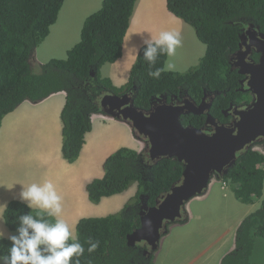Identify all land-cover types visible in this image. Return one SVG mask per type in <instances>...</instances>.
Returning a JSON list of instances; mask_svg holds the SVG:
<instances>
[{
  "label": "trees",
  "instance_id": "1",
  "mask_svg": "<svg viewBox=\"0 0 264 264\" xmlns=\"http://www.w3.org/2000/svg\"><path fill=\"white\" fill-rule=\"evenodd\" d=\"M135 3L136 0H103L101 9L81 23L80 40L66 52V59L54 58L36 69L32 60L37 47L50 35V28L63 13L72 12L73 6L68 0H0V127L3 117L25 101L36 104L63 92L66 102L60 112L61 154L66 162L73 163L80 156L85 135L91 131V116L104 115L99 106L104 95L133 91L134 107L144 111L157 97L177 96L181 89L189 93L193 90L195 94H201L202 88L226 91L225 81L230 75L227 56L237 48L242 22L255 23L264 31V0H166L167 10L191 27L198 41L205 45L204 57L188 73L165 71L157 80L147 75L148 63L142 58L144 46L131 68L126 87L119 89L110 79L100 76V69L122 58ZM166 60L167 56L161 55L155 67H163ZM228 87L230 90L220 96L218 106L228 105L229 93L233 95L237 84ZM140 153L128 148L117 150L104 161L103 178L86 185L87 199L93 205L133 185L137 192L133 203L119 214L77 222L76 231L85 246L80 264H153L154 256L143 255L138 246H129L127 237L140 228L142 203L153 206L160 195L182 179L183 167L176 160L162 159L144 170ZM263 166L262 154L249 150L238 155L233 168L223 177L237 186V199L250 203L252 196L261 197ZM29 211L24 203L10 201L3 212L5 227L15 232L16 218ZM31 211L35 215L39 210ZM186 222L184 217L181 224ZM90 237L100 241L91 254L86 243ZM256 238L264 240V205L242 222L235 235L234 250L220 264H252ZM9 246L7 239L0 240V255H6Z\"/></svg>",
  "mask_w": 264,
  "mask_h": 264
},
{
  "label": "rangeland",
  "instance_id": "2",
  "mask_svg": "<svg viewBox=\"0 0 264 264\" xmlns=\"http://www.w3.org/2000/svg\"><path fill=\"white\" fill-rule=\"evenodd\" d=\"M83 1L79 0V2ZM90 4L97 8L100 6V2L96 0H90ZM72 6L74 7L73 4ZM87 9L91 13L94 12L89 7ZM79 16L80 13L78 12H70L63 13L62 17L58 18L57 23L50 28V35L37 47L32 60L36 64L33 68L40 69V65H45L54 58L66 59V52L80 40L81 22L84 18L79 20ZM161 31H177L182 37V46L177 48L175 56L167 57V60L171 59L176 65V70L172 72L185 74L199 65L205 55V45L198 41L191 27L167 10L166 0H136L130 26L124 38L122 58L114 64L103 65L100 69V76L111 79L112 84L119 89L125 88L131 68L136 60L130 50H140L144 47L143 39L150 38V36L155 37ZM120 95L123 96L124 94ZM58 99L63 101V109L66 99L58 95L48 99L43 104L39 102L36 103L39 105L34 106H30L34 103L26 101L24 107L30 108L27 109L30 114L33 110L44 108L57 110L59 107L53 103L57 102ZM22 112L26 111L22 110ZM42 121L49 124L50 117L39 114L33 119L35 125ZM103 124L106 126L104 127ZM91 125L93 133L88 137V144L83 146V148L85 147L83 153L88 154V156H80L72 165L77 170H81L85 166L90 168V177L84 176L85 183L103 178V163L117 150L121 148L140 150L139 141L134 138L129 126H124L114 120L103 122L98 119ZM60 127L62 129L61 121ZM96 131H101L103 134L98 133L95 137ZM6 133L1 134V139L6 136ZM59 137L62 138L61 130ZM15 144L18 146L16 157L10 158L7 156L8 154L0 152V204L7 205L13 200L20 201L19 192L21 188L16 182H22V178L33 173L39 163L36 151L39 149L41 140L36 135H30L27 139L21 137L15 141ZM255 150H260L259 153L264 155V151L260 147H255ZM52 157L54 159L58 157L61 163L55 165L56 161L49 162L46 164L47 169L61 172L63 165L72 164L62 158L59 148ZM87 160H90V166L86 164L85 161ZM262 187L261 197H264V182ZM228 191L233 192V188L231 187ZM228 191L226 190L223 196L211 194L207 197L194 199L190 204V222L183 226L173 227L170 236L163 237L153 264H219L221 258L235 246V234L242 221L257 210L254 207L256 202L246 203L240 200V204L239 199H233ZM136 192L137 186L133 185L121 194L102 199L98 207L92 206L93 210L79 202L74 207L66 209L69 211H63L62 218L70 225L75 224L76 227L77 222L82 218H102L119 214L125 205L133 203ZM82 197L85 199L84 196ZM213 222H216V230ZM0 229L5 230L6 237L15 233L9 231L4 223L0 224ZM209 238L214 241L212 245L207 241ZM223 240L229 243L228 247L219 245V243L223 244ZM252 264H264V240L260 238L255 239Z\"/></svg>",
  "mask_w": 264,
  "mask_h": 264
},
{
  "label": "water",
  "instance_id": "3",
  "mask_svg": "<svg viewBox=\"0 0 264 264\" xmlns=\"http://www.w3.org/2000/svg\"><path fill=\"white\" fill-rule=\"evenodd\" d=\"M258 86L262 87L260 84ZM100 105L106 116L127 123L139 139L147 141L151 160L174 158L179 162H185L181 184L174 186L163 202L158 203L157 208L149 210L148 214L142 212L141 227L127 237L129 246L134 247L136 242H148L152 252L158 249L166 224L168 222L173 224L180 219L184 204L201 195L206 188L208 180L206 182L198 179V176L204 177L212 166V164H202L204 152L208 154L211 152L210 148L221 146L224 150H228L227 162H225L227 164L228 160L233 158L231 151L234 153L256 137L264 135L263 88L259 92L255 108H250L240 116L236 114L237 121L222 133L219 132L215 140L198 130L184 128L181 125L179 118L185 113L186 107L164 105L144 112L135 108L132 99L127 95L115 94L104 95ZM222 166L214 170H220ZM143 208L148 209L145 206Z\"/></svg>",
  "mask_w": 264,
  "mask_h": 264
},
{
  "label": "clouds",
  "instance_id": "4",
  "mask_svg": "<svg viewBox=\"0 0 264 264\" xmlns=\"http://www.w3.org/2000/svg\"><path fill=\"white\" fill-rule=\"evenodd\" d=\"M102 2L103 0L100 1V6L94 12L88 14L87 16L95 12H98L101 9ZM142 42L143 45L145 46L143 48L142 58L144 61L148 63L149 70L147 72V75L149 78L158 80L160 79L161 74L163 72L165 71L172 72L176 70V65L171 61V59L165 61L163 67H155V64L157 62L158 57H160L161 55L167 56L169 58L175 56L177 48L182 46V37L180 32L161 31L157 36L155 37L150 36V38L143 39ZM130 52L132 53L133 58L140 57L139 49H131ZM164 97L165 96H160L157 98H164ZM65 99H66V94H65ZM166 106H172V105H166ZM172 107H178V106H172ZM94 115H99V114H94ZM104 117L110 118L106 115H104ZM113 120L118 121L120 123H124L127 126H129L127 123L123 122L122 120H117V119H113ZM129 129L131 130L130 126ZM131 132L134 138L137 141H139L140 150H138L137 152L140 153L141 151H143V149H145V146L148 143L145 139H139V137L132 130ZM61 133H62V129H61ZM182 180L183 177L177 184L173 186L180 185ZM212 182H215L214 186L218 194H221L223 196L224 192L226 190L228 191L232 187L233 192L230 191L228 192L231 194L233 199L237 198L234 193L237 186L233 184L232 181L226 182L224 181V178L222 180H216L213 177H211L208 184L211 185ZM206 191L207 188H205L202 191L201 195H197V197L198 198L203 197L206 194ZM251 198L252 201L250 203L256 202L254 207L257 210L262 205H264V197L256 199L252 196ZM19 199L22 203L25 204V206L30 211L27 212L26 214L19 215L16 218L17 227L15 229L14 234H9L6 237L5 230L0 229V240L7 239L10 244V246L7 249V254L0 255V264H80V257H82L85 254V246L80 242L79 234L76 231L75 224L70 225L68 222H66L65 219L62 218L64 211L63 202H62L63 198L58 193L56 185L51 180H45L43 182L34 181L32 183H29L27 186H22L21 191L19 192ZM193 200L194 198L191 199L188 203L184 204V206L181 209L180 219H177L173 224L172 223L166 224L165 229L167 228L168 229L167 232H165L162 236L166 237L169 231L173 227L183 226L190 222L191 219L189 218L190 216L188 212V206ZM144 206L148 208L146 204L142 203L140 212L144 210L143 208ZM6 208H7L6 204H0V224L4 223L3 212ZM33 209L39 211H37L36 214L33 215L31 211ZM184 217L187 218V222L185 224H181V221L183 220ZM138 229L139 228H137L136 230ZM136 230H133L132 233ZM86 243L88 244L87 252L89 254L95 252L96 249L100 246V241L93 240L91 237L86 241ZM138 244L139 243H136L135 246H137ZM234 248L235 246L227 254L231 253L234 250ZM159 249H160V245H159ZM223 258H221L219 264L221 263Z\"/></svg>",
  "mask_w": 264,
  "mask_h": 264
},
{
  "label": "flooded vegetation",
  "instance_id": "5",
  "mask_svg": "<svg viewBox=\"0 0 264 264\" xmlns=\"http://www.w3.org/2000/svg\"><path fill=\"white\" fill-rule=\"evenodd\" d=\"M75 1L79 2V0ZM262 36H264V31H261L257 24L245 21L242 22L241 27L238 29L237 48L233 53L227 56V66L230 75L227 77V81H225L227 86L226 91L220 92L202 88L201 94L199 92L195 94L193 90L189 93L187 90L181 89L177 96L172 95L169 97L165 96L164 98H156L151 102L149 109L144 110V112H149L151 109L164 106L165 104L178 107L184 106L186 109L184 110L185 113L180 116L181 125L184 128L188 127L198 130L201 134L212 137L215 140L219 132L222 133L224 129H228L237 121L238 116L250 108H255L259 98V92L262 88L264 89V37ZM230 78L231 80H229ZM234 82H236L237 87L233 91V95L229 93L230 99L228 105L226 107L223 104L218 106L220 96L227 95L226 92L230 90L228 85ZM259 84L262 85V87H259ZM124 95H127L132 101L134 100L133 91L124 92ZM99 106L101 107L100 103ZM101 110L103 112L102 107ZM242 117L244 118V116ZM245 138H247V136ZM255 147H260V149L264 151V135L256 137L248 144H245L243 148L235 150L234 153L231 151L233 158L229 159V163L227 164L225 162H227L226 152H228V150H224L221 146L210 148L212 154L211 152L208 154L204 152L201 162L203 165L212 164V166L204 177L198 176V179L200 181L206 180V182L207 180L209 182L211 177L216 180H222L228 170L231 167L233 168L238 159V155L249 150L257 154L261 152L260 150H255ZM140 154V156H142L140 163L144 166V170H149L162 160H151L148 153V144ZM172 159L179 162L177 159L171 158V160ZM179 163H181L184 170L185 162L182 161ZM221 166L222 168L220 170H214ZM206 185L208 191L211 185L208 183H206ZM171 189L160 195L158 199L155 200L153 206H149L147 210H142L139 213V217L141 218L142 212L148 214L149 210L157 208L158 203L163 202L166 196L171 192ZM209 194H216V189L211 187V192H209ZM194 199L199 198L195 196ZM168 223L170 224L171 222ZM167 229L164 230V233L167 232ZM163 237L164 236H162L159 241L158 249ZM136 243H139L137 246L143 249V255L152 254L155 259V254L158 249L152 252L147 244L148 242L142 243L141 241Z\"/></svg>",
  "mask_w": 264,
  "mask_h": 264
},
{
  "label": "crops",
  "instance_id": "6",
  "mask_svg": "<svg viewBox=\"0 0 264 264\" xmlns=\"http://www.w3.org/2000/svg\"><path fill=\"white\" fill-rule=\"evenodd\" d=\"M96 1L100 2L101 0H96ZM69 3L71 5L72 4L74 5V7L72 8V12L80 13L79 20L81 18L85 19L87 15L91 13L87 9V7H89L91 11H95L97 9V7H95L93 4L92 5L90 4V0H84L83 2H77L75 0H70ZM57 95L63 96V98L65 99L64 93H58L42 101V104L43 102ZM25 103L27 102H24L23 104H21L15 111L5 116L4 119L2 120L1 127H0V152L5 153L6 155L8 154L7 156H10V158L16 157L18 146L15 144V141L21 137H24L25 139H27L30 135H36L41 140L39 149H37L36 151V155L38 157L39 163L36 165L33 173L22 178V182H16L14 178L12 179H14V181L20 186V188H22V186H27L29 183H32L34 181L43 182L45 180H51L56 185L58 193L63 198L62 202H63L64 211H69L66 209L74 207L79 202L83 204L84 206L85 205L89 206L90 209H92V206L98 207L101 204L102 200L98 205H93L88 201L87 195L85 192V187L88 184V182L86 183L84 182V176L90 177V174H89L90 168H87V166H85V167H82L81 170H77L73 168L72 166L73 163L68 164V165H63V171L61 172H56V171L46 168V164L49 162L56 161L55 165H60L61 163V160L58 157L54 159L52 156H54L57 149L58 148L61 149V146H62V138L59 137V133L61 130L60 112L62 109L63 101L61 99H58L57 102L53 103V105H57V107H59L57 110H50V109L44 108L41 110H33L31 111L32 114H30L29 111H27V109H30L29 107H24ZM34 105H39V104H33V105L31 104L30 106H34ZM22 110H25L26 112H22ZM39 114H44L46 116H49L50 123L47 124L46 122L42 121L41 123L35 125L33 123V119L39 116ZM96 119L101 120L103 122H108L109 120H113V119L104 117L102 115H93L91 117L92 124H94V121ZM122 124L124 126L126 125L124 123ZM103 126L105 127L106 125L103 124ZM4 127H5V131H4ZM103 132L96 131L94 133V136L97 137L98 133L103 134ZM5 133H6V136L1 139V134H5ZM92 133H93V130H91L88 134H86V137H85L86 145L88 144V137L91 136ZM84 150H85V147L82 149L80 153L81 157L88 156V154L83 153ZM85 162L87 165L89 166L91 165L90 160H87ZM214 183L215 182H212L211 186L209 187L208 191L203 197H207L211 195L209 194V192H211V187L215 188ZM216 194H218L217 190H216ZM82 196H84L85 199H83ZM230 202H233V201H230ZM235 203L237 202L235 201ZM190 204L188 206L189 216L191 213ZM215 225H216V222H213L214 229L216 230ZM171 232L172 230L169 231L168 235L165 238L169 237ZM207 241L211 243L210 245L214 243L212 238H209ZM219 245H221V247H228L229 243L224 241L223 244L219 243Z\"/></svg>",
  "mask_w": 264,
  "mask_h": 264
}]
</instances>
